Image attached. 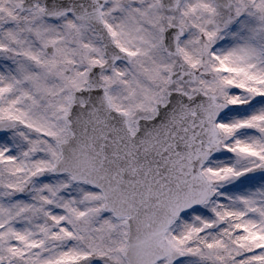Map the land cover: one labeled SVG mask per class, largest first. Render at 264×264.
<instances>
[{"label":"snow or ice","instance_id":"1","mask_svg":"<svg viewBox=\"0 0 264 264\" xmlns=\"http://www.w3.org/2000/svg\"><path fill=\"white\" fill-rule=\"evenodd\" d=\"M0 264H264V0H0Z\"/></svg>","mask_w":264,"mask_h":264}]
</instances>
